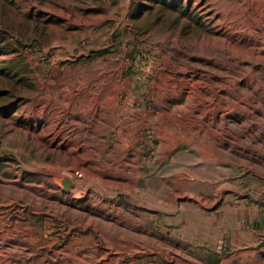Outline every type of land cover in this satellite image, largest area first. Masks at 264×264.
I'll return each mask as SVG.
<instances>
[{
  "label": "rangeland",
  "instance_id": "rangeland-1",
  "mask_svg": "<svg viewBox=\"0 0 264 264\" xmlns=\"http://www.w3.org/2000/svg\"><path fill=\"white\" fill-rule=\"evenodd\" d=\"M0 264H264V0H0Z\"/></svg>",
  "mask_w": 264,
  "mask_h": 264
},
{
  "label": "water",
  "instance_id": "water-1",
  "mask_svg": "<svg viewBox=\"0 0 264 264\" xmlns=\"http://www.w3.org/2000/svg\"><path fill=\"white\" fill-rule=\"evenodd\" d=\"M54 181L65 192L69 191L72 187L71 179L66 175L57 174Z\"/></svg>",
  "mask_w": 264,
  "mask_h": 264
}]
</instances>
